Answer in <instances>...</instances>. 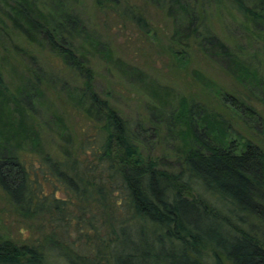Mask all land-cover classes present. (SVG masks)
<instances>
[{"label":"trees","instance_id":"obj_1","mask_svg":"<svg viewBox=\"0 0 264 264\" xmlns=\"http://www.w3.org/2000/svg\"><path fill=\"white\" fill-rule=\"evenodd\" d=\"M45 1L50 10L40 9L38 0H0V13L27 39L40 35L83 75L82 84L69 83L67 91L88 128L64 148L63 158L46 153L39 163L27 162L14 146L0 157L3 190L22 216L41 217L51 227L22 243L0 235V264H264V109L257 107L264 103V73L208 25L209 0L157 1L174 22L173 64L184 69L188 48L198 49L222 67L230 84H214L195 70L199 91L179 95L168 110L156 107L160 119L154 113L136 124L95 90L93 70L75 43L96 40L75 8ZM211 1L264 21V0ZM125 11L132 12L130 5ZM132 18L146 23L141 12ZM30 71L33 77L18 92L41 81ZM9 96L0 74V98ZM3 112L11 131L20 113L15 106ZM250 120L259 124L256 132ZM145 128L157 141L165 128L172 139L181 138L177 170L148 152L140 136ZM70 231L75 239H66Z\"/></svg>","mask_w":264,"mask_h":264},{"label":"rangeland","instance_id":"obj_2","mask_svg":"<svg viewBox=\"0 0 264 264\" xmlns=\"http://www.w3.org/2000/svg\"><path fill=\"white\" fill-rule=\"evenodd\" d=\"M103 1L104 6H99L95 0H64V3L75 8L96 40L95 44L86 39L75 43L79 58L93 70L95 90L108 98L124 117L135 124L154 113L160 119L159 108L168 110L176 97L202 87L200 74L195 70L214 84H230V76L222 67L199 54L198 49L188 48L190 62L184 69L173 64L172 51L178 44L170 42L174 22L164 4L157 0ZM126 4L132 12H141L146 23L132 18V12L125 11ZM205 4L212 30L240 51L246 62L264 73V21L254 22L239 11L224 4L216 5L211 0ZM38 7L47 11L51 4L38 0ZM35 36V40L27 39L0 13V74L11 94L8 100L0 98V157L8 155L14 146L15 152L27 162L39 163L46 153L63 158L64 148L71 140H78L88 127L81 109L68 99L67 91L69 83L81 85L83 75L62 55L43 44L40 35ZM201 44L205 47L203 39ZM30 70H36L41 81L18 92L17 88L33 77ZM12 106L20 116L12 120L10 131L8 115L3 110ZM257 107L263 110L264 103ZM20 120L25 123V133L20 130ZM248 125L253 132L260 128L252 120ZM160 132L159 141L147 128L141 130L140 136L144 142L148 141L146 148L159 164L175 171L178 169L175 155L181 138L172 139L166 128ZM4 139H8V143H3ZM48 187L50 189V185ZM56 194L65 196L61 190H56ZM49 232L51 227L46 219L22 216L19 206L0 185V235L22 243L30 241L32 236L42 238ZM55 232H60L58 227ZM76 234L70 231L66 239H75Z\"/></svg>","mask_w":264,"mask_h":264}]
</instances>
